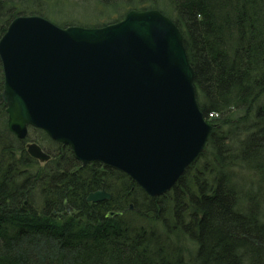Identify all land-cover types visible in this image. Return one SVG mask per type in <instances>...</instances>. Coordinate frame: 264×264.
<instances>
[{
    "label": "trees",
    "instance_id": "1",
    "mask_svg": "<svg viewBox=\"0 0 264 264\" xmlns=\"http://www.w3.org/2000/svg\"><path fill=\"white\" fill-rule=\"evenodd\" d=\"M61 1L0 0V39L16 17H48ZM99 1L124 10L117 20L156 8L176 23L213 128L175 185L152 196L115 167L82 165L42 129L19 139L0 60V264H264V0ZM30 140L51 159L33 158ZM101 189L111 198L87 200Z\"/></svg>",
    "mask_w": 264,
    "mask_h": 264
},
{
    "label": "water",
    "instance_id": "2",
    "mask_svg": "<svg viewBox=\"0 0 264 264\" xmlns=\"http://www.w3.org/2000/svg\"><path fill=\"white\" fill-rule=\"evenodd\" d=\"M0 60L8 126L19 139L40 128L83 165L115 167L152 196L175 185L211 133L184 36L159 9L94 27L20 15L0 39ZM27 149L50 159L35 141ZM110 198L101 189L87 200Z\"/></svg>",
    "mask_w": 264,
    "mask_h": 264
},
{
    "label": "rangeland",
    "instance_id": "3",
    "mask_svg": "<svg viewBox=\"0 0 264 264\" xmlns=\"http://www.w3.org/2000/svg\"><path fill=\"white\" fill-rule=\"evenodd\" d=\"M51 7L52 8L47 13L48 17L46 18L61 26L88 25L90 27H94L91 25H99L104 23L110 24L118 21L117 19L120 18L121 13L124 12L122 9L107 7L99 0H62L61 2H56L55 5H52ZM213 115L214 114L211 113V116ZM32 141L34 140L27 141V144ZM39 161L41 163L47 162V160ZM234 170H236L237 175L242 174V171L238 172V169Z\"/></svg>",
    "mask_w": 264,
    "mask_h": 264
},
{
    "label": "bare ground",
    "instance_id": "4",
    "mask_svg": "<svg viewBox=\"0 0 264 264\" xmlns=\"http://www.w3.org/2000/svg\"><path fill=\"white\" fill-rule=\"evenodd\" d=\"M88 27H90V26H88ZM197 101H198V99H197ZM198 104H199V102H198ZM199 106H200V105H199ZM200 109H201V108H200ZM202 112H203V111H202ZM203 113H204V112H203ZM204 116H205V114H204ZM205 118H206V116H205ZM206 120H207V118H206ZM207 121H208V120H207ZM209 123H210V122H209ZM210 124H211V123H210ZM211 125H212V124H211ZM35 128H36V127H35ZM212 128H213V125H212ZM39 129H40V128H39ZM53 140H54V139H53ZM55 141H56V140H55ZM58 142H59V141H58ZM37 143H38V142H37ZM61 143H62V142H61ZM38 144H40V143H38ZM63 144H64V143H63ZM40 145H41V144H40ZM41 146H42V145H41ZM42 147H43V146H42ZM43 149H44V151H46L44 147H43ZM27 152H28V149H27ZM46 152H47V151H46ZM28 153H29V152H28ZM29 154H30V153H29ZM33 158H34V157H33ZM79 161H80V160H79ZM80 162H81V161H80ZM91 162H94V161H91ZM91 162H90V163H91ZM99 162H101V161H99ZM81 163H82V162H81ZM90 163H88V164H90ZM101 163H102V162H101ZM88 164H87V165H88ZM103 164H104V163H103ZM82 165H83V163H82ZM104 165H106V164H104ZM189 166H190V165H189ZM189 166H188V167H189ZM188 167H187V168H188ZM177 181H178V180H177Z\"/></svg>",
    "mask_w": 264,
    "mask_h": 264
},
{
    "label": "flooded vegetation",
    "instance_id": "5",
    "mask_svg": "<svg viewBox=\"0 0 264 264\" xmlns=\"http://www.w3.org/2000/svg\"><path fill=\"white\" fill-rule=\"evenodd\" d=\"M3 88H4V87H3ZM5 105H6V104H5ZM31 127H33V126H31ZM29 131H30V127H29ZM28 135H29V133H28ZM28 135H27V137H28ZM27 137H26V138H27ZM26 138H25V139H26ZM35 142H36V141H35ZM26 145H27V144H26ZM26 148H27V147H26ZM42 148H43V147H42ZM47 153H48V152H47ZM48 154H49V153H48ZM49 155H50V154H49ZM32 157H33V156H32ZM35 159H37V158H35ZM50 159H51V155H50ZM50 159H49V160H50ZM39 160H40V159H39ZM47 161H48V160H47Z\"/></svg>",
    "mask_w": 264,
    "mask_h": 264
}]
</instances>
